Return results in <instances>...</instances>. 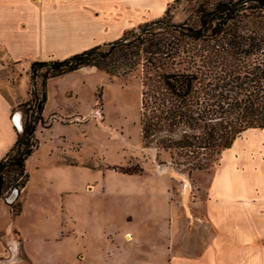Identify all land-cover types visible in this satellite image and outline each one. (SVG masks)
I'll return each mask as SVG.
<instances>
[{
    "label": "rangeland",
    "instance_id": "rangeland-1",
    "mask_svg": "<svg viewBox=\"0 0 264 264\" xmlns=\"http://www.w3.org/2000/svg\"><path fill=\"white\" fill-rule=\"evenodd\" d=\"M219 1L174 0L172 22L197 27L199 6ZM236 14L210 46L230 49L243 38L241 48L250 49L251 22L262 12L245 7ZM161 36L174 52V38ZM112 42L98 45L108 49ZM178 48L180 57L167 63L172 70L189 65L184 47ZM138 54L114 57L116 67L126 63L125 74L93 67L48 81L44 123L34 132L38 147L26 161L27 184L0 201V264L199 263L206 233L197 218L218 152L144 144L142 91L160 61L148 64L145 52ZM0 58V92L12 103L29 99L33 62L53 60L15 64L2 50Z\"/></svg>",
    "mask_w": 264,
    "mask_h": 264
},
{
    "label": "trees",
    "instance_id": "trees-1",
    "mask_svg": "<svg viewBox=\"0 0 264 264\" xmlns=\"http://www.w3.org/2000/svg\"><path fill=\"white\" fill-rule=\"evenodd\" d=\"M245 7L262 12L251 22L254 35L245 39L250 49L241 48L243 38L230 49L210 46ZM169 10L170 4L160 18L125 32L108 44V49H104L107 44L95 45L63 59L33 62L30 97L17 105L21 129L0 159V201L12 191L20 193L27 184L26 161L38 147L34 132L44 123L47 80L84 67H94L108 75L125 74L122 67L127 68L126 63L115 66L113 59L117 56L134 57L141 50L148 64L152 58L160 61L154 64V75L146 79L142 91L140 128L145 145L183 148L196 155L219 154L241 131L264 127V0H220L211 8L199 6L197 27L187 22L173 23ZM161 35L174 38V52L168 50L169 44L165 46L167 42ZM178 46L187 49L182 54L189 65L172 70L167 63L180 57ZM191 46L200 49L192 53ZM250 55L255 56L248 60ZM247 62L252 65L249 69ZM41 67L46 68L37 74ZM200 149L204 152H198Z\"/></svg>",
    "mask_w": 264,
    "mask_h": 264
},
{
    "label": "crops",
    "instance_id": "crops-1",
    "mask_svg": "<svg viewBox=\"0 0 264 264\" xmlns=\"http://www.w3.org/2000/svg\"><path fill=\"white\" fill-rule=\"evenodd\" d=\"M173 1L0 0V50L15 64L63 59L160 18ZM2 104L0 159L21 129L20 103L0 92ZM199 216L206 240L198 264H264V127L241 131L220 151Z\"/></svg>",
    "mask_w": 264,
    "mask_h": 264
},
{
    "label": "bare ground",
    "instance_id": "bare-ground-1",
    "mask_svg": "<svg viewBox=\"0 0 264 264\" xmlns=\"http://www.w3.org/2000/svg\"><path fill=\"white\" fill-rule=\"evenodd\" d=\"M96 113V112H95ZM126 240H130L131 236L129 234L125 235ZM132 239V238H131Z\"/></svg>",
    "mask_w": 264,
    "mask_h": 264
},
{
    "label": "built area",
    "instance_id": "built-area-1",
    "mask_svg": "<svg viewBox=\"0 0 264 264\" xmlns=\"http://www.w3.org/2000/svg\"><path fill=\"white\" fill-rule=\"evenodd\" d=\"M34 1H36V2H40L41 0H34Z\"/></svg>",
    "mask_w": 264,
    "mask_h": 264
}]
</instances>
